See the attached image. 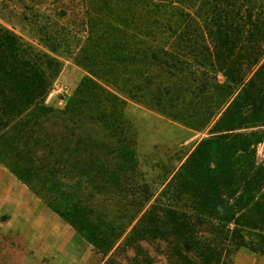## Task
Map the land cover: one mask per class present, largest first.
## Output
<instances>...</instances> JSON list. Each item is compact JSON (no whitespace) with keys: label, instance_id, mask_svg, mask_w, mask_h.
<instances>
[{"label":"trees","instance_id":"16d2710c","mask_svg":"<svg viewBox=\"0 0 264 264\" xmlns=\"http://www.w3.org/2000/svg\"><path fill=\"white\" fill-rule=\"evenodd\" d=\"M85 1L84 75L61 110L43 102L69 41L53 32L48 53L0 25V164L103 264L264 257V0ZM128 100L210 132L156 193Z\"/></svg>","mask_w":264,"mask_h":264},{"label":"rangeland","instance_id":"374dc122","mask_svg":"<svg viewBox=\"0 0 264 264\" xmlns=\"http://www.w3.org/2000/svg\"><path fill=\"white\" fill-rule=\"evenodd\" d=\"M86 5L85 0H0V25L36 49L48 52L47 42L42 41L53 32L69 41L55 53L61 71L43 102L55 110L64 108L84 75L72 54L86 36ZM125 111L135 127L140 170L155 193L169 171L210 135L209 129L190 130L134 101H127ZM256 162L264 163V140L256 147ZM105 260L0 164V264H103ZM234 264H264V257L242 248Z\"/></svg>","mask_w":264,"mask_h":264},{"label":"crops","instance_id":"0c3cea01","mask_svg":"<svg viewBox=\"0 0 264 264\" xmlns=\"http://www.w3.org/2000/svg\"><path fill=\"white\" fill-rule=\"evenodd\" d=\"M45 211V210H44ZM46 212V211H45ZM46 213H49V212H46ZM50 214V213H49ZM51 215V214H50Z\"/></svg>","mask_w":264,"mask_h":264}]
</instances>
